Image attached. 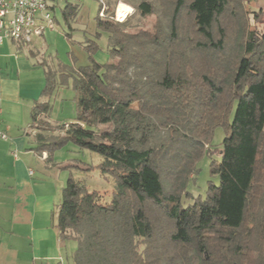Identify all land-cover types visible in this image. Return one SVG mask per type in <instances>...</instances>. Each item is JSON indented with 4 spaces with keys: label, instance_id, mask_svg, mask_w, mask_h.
Here are the masks:
<instances>
[{
    "label": "trees",
    "instance_id": "16d2710c",
    "mask_svg": "<svg viewBox=\"0 0 264 264\" xmlns=\"http://www.w3.org/2000/svg\"><path fill=\"white\" fill-rule=\"evenodd\" d=\"M248 1L264 2L124 0L134 12L118 21L107 0L96 27L110 60L60 74L75 91L69 122L47 119L56 83L45 66L34 149L65 169L52 154L72 141L98 153L114 180L109 200L72 175L61 187L54 226L76 242L73 264H264V34L251 28ZM77 7L67 4L64 19ZM136 14L157 18L145 28ZM204 156L218 183L195 197L188 187Z\"/></svg>",
    "mask_w": 264,
    "mask_h": 264
},
{
    "label": "crops",
    "instance_id": "0c3cea01",
    "mask_svg": "<svg viewBox=\"0 0 264 264\" xmlns=\"http://www.w3.org/2000/svg\"><path fill=\"white\" fill-rule=\"evenodd\" d=\"M31 42L0 43V122L9 136L0 139V264H73L67 255L75 246L61 241L54 226L66 175L46 152H36L30 128L46 80Z\"/></svg>",
    "mask_w": 264,
    "mask_h": 264
},
{
    "label": "rangeland",
    "instance_id": "374dc122",
    "mask_svg": "<svg viewBox=\"0 0 264 264\" xmlns=\"http://www.w3.org/2000/svg\"><path fill=\"white\" fill-rule=\"evenodd\" d=\"M106 1L103 0V3L107 4ZM131 1L136 2L138 0ZM108 2H110V9L113 10L114 18L117 16L116 10L119 3L132 8L131 12L126 14L124 18L134 12V8L124 2V0H108ZM67 4L77 5L78 7L74 15L65 20L62 15V9ZM244 7L246 11L253 10L258 12L257 20H251V28L264 34V2L248 1L244 3ZM98 9V0H56L54 12H52L54 19L53 28H47L43 36L33 37L31 40V44L37 49L34 51L37 54L36 59L44 61L45 66L52 70V79L56 83V87L47 93L46 96V99H49L51 103V109L47 117L51 123L69 122L76 115L75 91L72 87V80L68 77L65 83H61L62 75L60 74H66L69 71L87 65L91 59L98 63H106L110 60L108 35L96 27V18L99 15ZM104 14L105 16L109 15L105 11ZM156 18V15L141 18L136 14L132 20L139 21L138 23L145 28H151ZM97 32L99 35H97ZM92 40H95L97 48L89 51L88 45L91 44ZM224 135L225 131L221 126L213 130L212 145L214 148H221ZM212 156L219 159V153H213ZM52 158L54 161L70 165L65 169H61L66 175L62 186L68 176L72 175L75 179L83 180L91 189L105 191V200L110 199L114 180L110 175L107 177L101 175L96 166L101 161V156L98 153L81 148L72 141H67L62 147L53 152ZM198 164L199 172L194 181L189 183L188 190L195 197L198 195L204 197L209 181L217 184L218 179L210 173L209 156H204ZM192 201V198H187L183 203L186 205ZM67 243L76 247V242L72 239L67 240Z\"/></svg>",
    "mask_w": 264,
    "mask_h": 264
},
{
    "label": "built area",
    "instance_id": "2783aa9c",
    "mask_svg": "<svg viewBox=\"0 0 264 264\" xmlns=\"http://www.w3.org/2000/svg\"><path fill=\"white\" fill-rule=\"evenodd\" d=\"M98 2L102 4L98 14L105 17L103 0ZM55 3L56 0H0V43L4 38L29 43L33 37L42 36L47 28H53ZM115 19L120 20L117 16ZM0 139H9L1 122Z\"/></svg>",
    "mask_w": 264,
    "mask_h": 264
},
{
    "label": "bare ground",
    "instance_id": "6f19581e",
    "mask_svg": "<svg viewBox=\"0 0 264 264\" xmlns=\"http://www.w3.org/2000/svg\"><path fill=\"white\" fill-rule=\"evenodd\" d=\"M132 8L128 5H125L123 3H119L117 6V16L120 20H123V18L126 16V14H129L131 12Z\"/></svg>",
    "mask_w": 264,
    "mask_h": 264
}]
</instances>
